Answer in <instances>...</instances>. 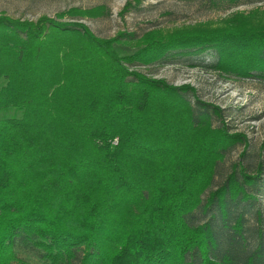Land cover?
<instances>
[{"label": "trees", "instance_id": "trees-1", "mask_svg": "<svg viewBox=\"0 0 264 264\" xmlns=\"http://www.w3.org/2000/svg\"><path fill=\"white\" fill-rule=\"evenodd\" d=\"M262 13L150 31L126 56L115 39L58 21L99 16L101 6L34 21L0 14V109L21 111L0 119V264L22 263L16 242L48 264H264L262 232L254 252L238 255L242 213L227 223L232 203L256 200L244 188L256 175L232 170L201 202L239 136L211 126L218 114L191 103L192 88L125 67L210 52L211 68L264 80ZM212 205L230 235L189 222Z\"/></svg>", "mask_w": 264, "mask_h": 264}, {"label": "rangeland", "instance_id": "rangeland-1", "mask_svg": "<svg viewBox=\"0 0 264 264\" xmlns=\"http://www.w3.org/2000/svg\"><path fill=\"white\" fill-rule=\"evenodd\" d=\"M98 6L102 7L99 16L62 18L58 21H76L85 25L96 37L115 39L112 46L120 56L130 55L141 48V37L150 31H166L163 35H167L173 29L198 25L217 28L226 22L237 24L232 16L241 15L249 21L253 14L259 16L264 12V0H0V14L34 21L40 16L57 19L58 13L70 7L88 9ZM213 61V54L207 52L174 55L149 65L132 62L125 67L148 78L162 79L171 86L192 88L194 94L187 95L191 103L197 99L209 110L217 112V117L211 116V126L222 125L226 133L239 136V142L231 145L217 162L212 184L201 196V202L204 203L209 191L225 182L232 170L239 180L241 172L256 175L252 185L244 186L256 200L231 202L230 209L234 212L227 221L231 225L235 214L242 213L241 236L244 235L245 242L238 255H247L256 249L259 237L256 231H261L264 237V80L257 75L223 73L211 68ZM20 115L21 111L14 107L0 109V119ZM256 210L261 221L256 219ZM217 214L218 208L212 205L206 212L200 209L194 212L189 222L198 224L207 221L214 232L230 235L231 229L221 226L219 218H211ZM224 243L223 240L222 247ZM14 250L22 261L20 264H48L41 258L40 252L29 245L16 242ZM215 253L219 257L220 252L217 250Z\"/></svg>", "mask_w": 264, "mask_h": 264}]
</instances>
